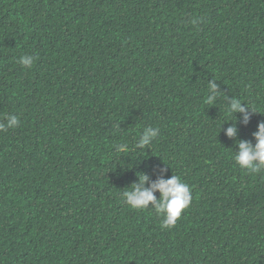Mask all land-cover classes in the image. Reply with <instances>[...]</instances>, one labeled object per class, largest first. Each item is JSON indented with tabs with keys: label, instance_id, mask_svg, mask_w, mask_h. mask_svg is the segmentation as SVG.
<instances>
[{
	"label": "trees",
	"instance_id": "1",
	"mask_svg": "<svg viewBox=\"0 0 264 264\" xmlns=\"http://www.w3.org/2000/svg\"><path fill=\"white\" fill-rule=\"evenodd\" d=\"M9 115L0 264H264V172L234 160L264 122V0H0ZM146 127L159 135L137 148ZM141 174L189 185L174 227L123 201Z\"/></svg>",
	"mask_w": 264,
	"mask_h": 264
},
{
	"label": "clouds",
	"instance_id": "2",
	"mask_svg": "<svg viewBox=\"0 0 264 264\" xmlns=\"http://www.w3.org/2000/svg\"><path fill=\"white\" fill-rule=\"evenodd\" d=\"M193 25L199 23L197 19L191 21ZM36 60L34 55L25 54L19 58V63L25 68H31ZM207 104H213L217 101L222 92L218 91V85L214 81L208 83ZM230 114L240 113L243 115V122L248 123L250 107L242 103L239 99L233 98L227 106ZM231 121V120H229ZM236 123V120H235ZM235 123L227 127L225 134L232 138L236 136L237 129ZM19 125V118L16 115H9L0 122V132L14 129ZM160 129L157 127H146L141 133L135 147L146 148L159 135ZM255 143L250 141H236L238 151L234 157L235 163L242 169H246L251 173L264 172V122H260L257 131L253 133ZM119 153L129 152V146L126 143L115 146ZM147 175H138V182H134L128 190L122 192L123 201L133 209H154L158 216L163 217L161 227L171 228L176 225L180 219L182 211L190 206L191 189L188 184L184 183L179 176L172 175L170 178H158L152 183H148ZM148 185V186H146ZM160 193L159 198L155 195Z\"/></svg>",
	"mask_w": 264,
	"mask_h": 264
}]
</instances>
